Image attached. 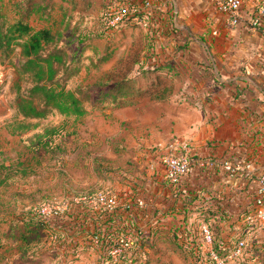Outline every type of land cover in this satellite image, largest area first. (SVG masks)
<instances>
[{
    "label": "rangeland",
    "instance_id": "obj_1",
    "mask_svg": "<svg viewBox=\"0 0 264 264\" xmlns=\"http://www.w3.org/2000/svg\"><path fill=\"white\" fill-rule=\"evenodd\" d=\"M14 1L21 0H0V14L7 23L18 17ZM70 1L48 0L53 6V23L41 21L37 19L38 15H34L29 24L34 28L46 26L53 32H60L63 28L61 20L72 16L70 26H77L79 12H88L90 20L78 24L81 32H76L70 42L65 39L59 42L62 45L68 43L69 52H78L81 45H86L77 56L78 62L70 64L73 73L64 75L66 89H80L83 105L88 110L86 115L76 119L50 111L42 119L21 118L14 106V69L20 59L19 48L16 47L7 58L0 59V255L7 264H100L97 245L78 241L77 234L72 231L62 232L69 230L66 227L70 210L61 214L59 221L63 224L54 231L37 229L28 218L44 204L63 210L65 204L82 196L108 191L120 193L126 188L122 186L127 185L128 177L139 180L145 175L144 154L150 149L161 148L176 137L172 135L165 140L159 134L164 120L159 118L158 110L164 107L170 95L167 92L151 95L125 108L92 109L94 100L108 88H99L98 85L128 76L135 79L130 83L135 90L141 80L132 70L138 65L146 68L158 62L155 50L162 43L151 34L152 25L147 30L126 23L109 28L104 17L120 6L122 0ZM78 36L82 39L79 40ZM102 56L106 58L100 60ZM67 60L69 62L70 56ZM29 86L22 80L19 92L26 94ZM108 103L110 100L96 105ZM169 121L173 127V120ZM20 124L29 129L18 132L16 125ZM50 128L54 134L41 139L42 142L47 140L43 147L37 143L38 138ZM23 215L25 223L32 226L23 238H19L18 228L22 226L20 217ZM209 223L214 234L226 237L237 235L241 229L238 224L228 225L218 217ZM173 230L177 231L172 227ZM245 242L244 253L233 264H264L261 257L264 256L261 247L264 234L249 235ZM179 246H174L164 234L146 249L138 241L128 264H189V250Z\"/></svg>",
    "mask_w": 264,
    "mask_h": 264
},
{
    "label": "crops",
    "instance_id": "obj_2",
    "mask_svg": "<svg viewBox=\"0 0 264 264\" xmlns=\"http://www.w3.org/2000/svg\"><path fill=\"white\" fill-rule=\"evenodd\" d=\"M129 2L140 6L142 0H122L120 4ZM150 2L154 9L151 34L162 43L155 50L158 62L152 65L168 61L173 66L171 93L158 110L159 118L164 120L159 134L165 140L172 135L187 139L200 159L212 155L252 161L249 176L239 172L231 179L219 169L210 174L196 164L186 180L188 193L172 201L163 187V170L154 163L152 149L146 152L145 175L139 180L128 177L121 192L152 198L163 220L153 225L144 213L139 221L156 226V238L164 234L168 239L172 227L189 219L199 221L203 211H218L220 205L234 211L244 200L241 194L248 192L249 178L264 172V37L241 22L228 24L226 17L215 10L214 0ZM257 2L244 0L239 9L241 18ZM70 17L62 23L71 22ZM89 17L88 12H79L78 24L86 23ZM73 34L76 31L71 26L65 38L76 37ZM169 120H173V127ZM151 163L154 177L149 171ZM199 201L204 204L195 213ZM171 208L175 213L168 215Z\"/></svg>",
    "mask_w": 264,
    "mask_h": 264
},
{
    "label": "built area",
    "instance_id": "obj_3",
    "mask_svg": "<svg viewBox=\"0 0 264 264\" xmlns=\"http://www.w3.org/2000/svg\"><path fill=\"white\" fill-rule=\"evenodd\" d=\"M244 0H214L215 10L223 14L228 24L235 26L243 23L249 31L264 37V0L258 2L241 18L239 9ZM107 15V14H106ZM131 16H139L138 24L146 29L154 21V9L150 0H142L141 5L124 3L108 14L107 24L109 28L123 25L125 19ZM147 30V29H146ZM154 163L161 166L163 176L161 178L163 187L166 188L168 198L172 201L185 195L188 190L186 180L192 175L194 165L198 164L204 171L210 174L218 173L221 170L226 179H231L239 172L247 177L251 169L252 161L249 158L232 159L230 157H214L209 155L203 159L197 158L196 150L192 144L184 138L174 137L161 148H153ZM154 164L149 165V171L153 177L156 175ZM152 177V178H153ZM243 202L237 203L234 211H228L220 205L215 210L216 215L210 217L221 218L228 225L240 226V232L232 236H220L218 248L214 249V234L209 223L197 220H185L183 224L176 227L177 231H171L172 237L178 244L189 250L190 264H233L238 257H241L246 247L245 238L255 233L264 234V172L253 178H249L248 192H243ZM204 201L195 204V213L202 208ZM70 205V206H69ZM59 210L57 206L44 204L37 209V215L51 228L59 229L63 222H60L61 214L67 213L69 224L63 233L72 231L77 234L78 241H89L97 245L98 260L100 264H128L132 249L139 241L146 249L155 237V227H149L139 221L140 214L147 220H152L156 225L163 220V214L154 205L152 198L130 195L124 191L112 193L103 192L93 196H82L65 204ZM192 211H194L192 209ZM218 212V213H217ZM171 208L167 214H174ZM96 219L99 232L92 234L87 240H82L79 234L78 225L86 223L90 226L91 218ZM162 218V219H161ZM210 222V220H209ZM73 223V224H72ZM108 226L112 232L110 237L105 236L102 226ZM73 228L70 229L69 227ZM91 228V227H90ZM66 238V237H65ZM199 242V245L198 243ZM252 252V251H251ZM250 253V252H249ZM239 264V263H238Z\"/></svg>",
    "mask_w": 264,
    "mask_h": 264
},
{
    "label": "trees",
    "instance_id": "obj_4",
    "mask_svg": "<svg viewBox=\"0 0 264 264\" xmlns=\"http://www.w3.org/2000/svg\"><path fill=\"white\" fill-rule=\"evenodd\" d=\"M13 6L16 9L15 14L18 16L14 22L7 23L3 20L4 18L0 14V59L7 58L16 47L19 48L20 59L14 69L16 76L14 82V87L16 89V96L14 98L16 114L23 119H42L50 111H55L64 117H74L76 119L86 115L88 110L83 105L80 89H66L64 83L66 80V78L64 79V75L67 74V76H70L73 73L70 68V64L78 62L79 58L77 56L81 54L80 52L86 45H81L78 52L76 50L69 52L68 43L63 45L62 43L59 44L60 40L61 42L64 39L69 40V42L72 40L73 37L70 36L69 38H65L64 36V34L67 33L71 27L70 22H67L66 24L62 23L63 28L60 32H53L50 27L46 26L38 28L30 26L29 20L31 16L34 15H38L37 19L41 21H53V6L52 3L48 2V0H40V2H35V0H21L20 2L14 1ZM104 19V23L105 21L107 22L106 16ZM139 19V16H131L125 19V23L139 25ZM78 30V26L74 25L73 32H79ZM78 37L79 40L82 39V36ZM77 42L79 44L83 43L80 41ZM68 56H70L69 62L67 60ZM105 58V56H102L100 60ZM72 69L74 70V68ZM77 70H79L78 66ZM132 71L136 72V74L139 75V80H141L135 90H133V86L130 85V83L135 82V79L128 76L123 77L118 81L98 85L99 88H106V86L108 88L103 89L100 96L94 100L92 109L102 110L109 107L110 110H116L138 104V102L151 95H157L162 92H171L173 66L170 62L167 61L162 64H153L146 68L138 65L136 69ZM143 74L146 75L145 78ZM134 78H136V76ZM22 80H25V82L30 85L26 90V94L19 92L20 82ZM128 88H132L131 93V90ZM108 100H110L108 105L97 106L100 105L99 103H104ZM16 129L18 132L23 133L29 128L28 126L20 124L16 125ZM14 131L13 134L15 133ZM53 134L54 130L51 128L45 130L43 135L39 137L40 139L38 138L37 143H40V145L45 147L47 140H43L42 142L41 139L43 137L49 138ZM199 214V218L202 221L209 223V220H212L210 217L215 216L216 211H203ZM24 216L25 215L20 217L22 226L18 228L19 238H23L29 229H31L29 226H32L31 224L25 223L26 217ZM28 219L37 229L46 230L49 228L50 231H52L47 222H45L43 218L39 217L37 214H32ZM90 220V226H86V223L78 225L80 236L81 233H84L81 236L82 240H87L89 236L99 232L96 219L92 217ZM20 221L18 222L20 223ZM209 225L211 226V223H209ZM69 228L72 229L73 227L70 226ZM102 228L105 236L110 237L112 235L108 226L104 225ZM211 230L213 232L212 226ZM155 238L156 232L151 243L152 245ZM168 239L174 246H178L180 248V244H178L171 234ZM219 241V234H214V249L221 252L222 250L218 248ZM4 243H6V241ZM0 247L2 248L1 245ZM261 247L264 248V244L261 245ZM261 257L264 261V256ZM0 264H7L3 263L1 255ZM244 264L247 263L244 262Z\"/></svg>",
    "mask_w": 264,
    "mask_h": 264
}]
</instances>
